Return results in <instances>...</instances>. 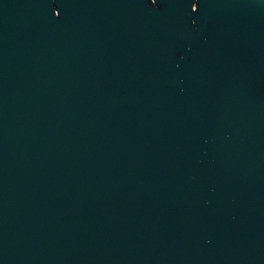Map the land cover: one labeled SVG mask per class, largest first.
<instances>
[{
    "label": "water",
    "instance_id": "water-1",
    "mask_svg": "<svg viewBox=\"0 0 264 264\" xmlns=\"http://www.w3.org/2000/svg\"><path fill=\"white\" fill-rule=\"evenodd\" d=\"M0 264H264V0H0Z\"/></svg>",
    "mask_w": 264,
    "mask_h": 264
}]
</instances>
